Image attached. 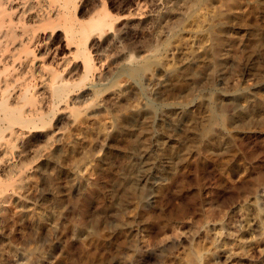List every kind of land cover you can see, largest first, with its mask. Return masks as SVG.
Returning <instances> with one entry per match:
<instances>
[{
    "label": "rangeland",
    "instance_id": "rangeland-1",
    "mask_svg": "<svg viewBox=\"0 0 264 264\" xmlns=\"http://www.w3.org/2000/svg\"><path fill=\"white\" fill-rule=\"evenodd\" d=\"M103 6L90 74L63 73L78 115L45 119L0 193V264H264V0H78V18Z\"/></svg>",
    "mask_w": 264,
    "mask_h": 264
},
{
    "label": "bare ground",
    "instance_id": "bare-ground-1",
    "mask_svg": "<svg viewBox=\"0 0 264 264\" xmlns=\"http://www.w3.org/2000/svg\"><path fill=\"white\" fill-rule=\"evenodd\" d=\"M77 9L78 0H0V193L27 175L29 167L22 160L45 119L60 105L69 116L78 115L70 106L72 87L63 73L78 58L86 79L92 69L90 36L111 24L105 6L87 20L78 18ZM58 33L57 47L66 52L52 68L40 52L51 51ZM52 143L34 149L32 162L37 164Z\"/></svg>",
    "mask_w": 264,
    "mask_h": 264
}]
</instances>
